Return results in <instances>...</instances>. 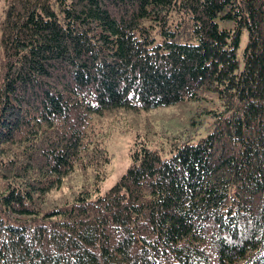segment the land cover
<instances>
[{
	"label": "trees",
	"instance_id": "16d2710c",
	"mask_svg": "<svg viewBox=\"0 0 264 264\" xmlns=\"http://www.w3.org/2000/svg\"><path fill=\"white\" fill-rule=\"evenodd\" d=\"M197 101L98 193L96 117ZM0 264H264V0H3Z\"/></svg>",
	"mask_w": 264,
	"mask_h": 264
},
{
	"label": "rangeland",
	"instance_id": "374dc122",
	"mask_svg": "<svg viewBox=\"0 0 264 264\" xmlns=\"http://www.w3.org/2000/svg\"><path fill=\"white\" fill-rule=\"evenodd\" d=\"M2 7L3 0H0V14ZM246 41V32L243 30L237 48L240 67L242 65L241 54ZM206 104L210 105V102H186L135 112L119 109L96 117L94 119L95 126L110 154V161L104 168L106 175L98 184V193L103 194L113 187L126 171L130 162V148L134 140L145 138L152 145H156L162 131L183 127L192 112L200 105ZM216 105L217 102H213L211 106L215 107ZM93 180L92 169L79 166L63 181L60 189L52 191L46 196L45 206L71 201L81 188H91Z\"/></svg>",
	"mask_w": 264,
	"mask_h": 264
}]
</instances>
